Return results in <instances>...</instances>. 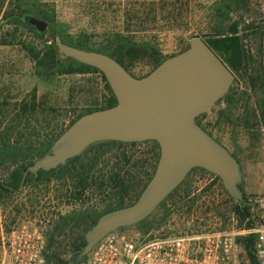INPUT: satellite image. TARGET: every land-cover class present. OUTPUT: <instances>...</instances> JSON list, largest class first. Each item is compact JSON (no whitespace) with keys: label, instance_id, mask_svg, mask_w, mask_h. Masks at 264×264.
Instances as JSON below:
<instances>
[{"label":"rangeland","instance_id":"rangeland-1","mask_svg":"<svg viewBox=\"0 0 264 264\" xmlns=\"http://www.w3.org/2000/svg\"><path fill=\"white\" fill-rule=\"evenodd\" d=\"M28 1L38 2L43 9L54 8L56 21L48 23L43 36L19 27L12 43L0 45V99L18 100L35 88L39 104L57 111L55 124L58 125H66L88 109L106 106L111 94L97 72L55 74L50 78L37 74L35 61L25 51L24 44L41 49L52 41V30L63 29L67 40L72 41H83L88 37H84L83 32L90 33L88 41L98 48L104 40L103 34L97 31L132 25V28L137 27L138 41L148 39L163 57H168L185 49L192 36L208 34L217 24L224 26L236 20L241 27L247 23L256 27L258 34H249L244 42L253 59L246 68L234 72L228 92L210 113L200 114L196 121L238 160L242 174L240 187L250 205V219L253 226L264 222V0ZM226 4L233 9L230 20L220 16ZM7 29L13 34L12 26H0V39ZM135 64L132 72L136 76L151 69L145 58L137 59ZM257 71L262 74V85L253 83ZM101 150L107 152L103 156L97 154V149L81 153L63 169L55 168L37 180L24 182L17 191L0 194V261L4 255L3 241L9 231L25 225L43 231L46 264H60V259H71V264H76L71 244L74 237L84 234L85 228L65 224L64 218L86 211L87 220L91 221L107 210L130 205L136 200L142 189L135 182L124 193L115 192L117 189L107 182L112 163L105 157L113 155L116 148L108 146L100 149V153ZM153 150L151 144H137L118 148V153L132 154L133 159L145 155L151 158ZM155 150L159 155V148ZM81 165L89 169L83 177H87L83 190L78 185L82 177L77 175L83 173ZM99 182L102 183L100 187ZM235 203L219 177L193 168L147 218L119 231L158 237L203 236L228 231L236 233L238 239L242 237L238 233L245 227L234 213ZM241 247L237 264H250L242 243Z\"/></svg>","mask_w":264,"mask_h":264},{"label":"water","instance_id":"water-1","mask_svg":"<svg viewBox=\"0 0 264 264\" xmlns=\"http://www.w3.org/2000/svg\"><path fill=\"white\" fill-rule=\"evenodd\" d=\"M26 22L39 33L48 27L45 19L33 15ZM209 36H192L185 49L166 57L142 76L132 75L106 53L72 46L60 36L54 37L62 56L103 74L116 102L76 118L47 152L27 166L19 188L27 173L63 165L96 142L155 141L159 148L154 171L136 200L96 219L83 234L84 245L72 253L75 262H81L107 234L147 218L193 168L213 173L235 202H244L239 162L196 121L200 114L212 111L235 78L206 42Z\"/></svg>","mask_w":264,"mask_h":264},{"label":"trees","instance_id":"trees-1","mask_svg":"<svg viewBox=\"0 0 264 264\" xmlns=\"http://www.w3.org/2000/svg\"><path fill=\"white\" fill-rule=\"evenodd\" d=\"M226 6L227 7L220 12V16L226 17L227 20L229 18L230 20V14L233 9L229 4H226ZM216 9L218 10V7ZM31 15L43 18L48 21V23H54L56 21V11L52 7L43 9L38 2L34 3L28 0H0V26H12L14 30L13 34L9 33L8 29L4 32L3 37L0 39V45L12 43V38L13 36L15 37V32L19 27L28 28L35 35L43 36L44 32H37L26 22V18ZM131 26H126L123 29L97 31V34H103L104 40L98 45V48H95V46L88 41L90 33L83 32L84 37L88 36L83 41H72L67 40L63 29H58L57 31L52 30V41L44 45L41 49H38L32 44H23L25 51L35 61L36 67L38 68L37 74H40L42 78H50L55 74H70L84 71L99 73L105 81L106 88L111 94L107 105L97 108L102 109L110 107L116 102L103 74L94 67L62 56L57 49L54 37L60 36L63 42L72 46L106 53L115 58L129 73L136 76L132 70L136 66L135 62L137 59L145 58L146 63L149 64L152 69L166 57H163L161 52L155 48L148 39L144 38L138 41L136 39V32H138L136 29L137 27L132 28ZM258 32L256 27L252 26L251 23L244 24V26L241 27L238 21L231 20L224 26L222 24H217L213 27L208 33V35L211 36L206 38V42L233 72L238 73L241 68H246L249 65L250 59H253L250 48L248 49L245 47L246 44L244 42L250 36L249 34L257 35ZM255 74L256 77L253 78V83L256 81V83L262 85V74L259 71L255 72ZM92 110L96 109H88L84 113ZM82 114L83 113H78L76 117L71 119L66 125L55 124V120L58 116L57 111L53 107H43L39 104L35 88L31 90L30 94L28 93V95L18 100L9 101L7 99H0V170L3 172L0 174V194L2 195L4 192L9 191H17L23 172L27 166L32 164L36 156H40L46 152L56 137ZM137 144H151L152 150L154 147V155H152L151 158L147 155L139 156L137 159H133L132 154L126 155L125 153H120L119 155L118 148ZM108 146H114L116 148V152L113 153V155L105 157L107 162L112 163L108 170L107 182L110 183L114 189H117L114 191L117 193H124L134 182L143 189L150 179L157 162L158 151L155 150V148L158 149L157 143L155 141H100L90 145L82 154L84 155L91 150L97 149V154L103 156V153L105 154L107 150H101L102 153H100L99 150L105 149ZM79 156L80 155L67 160L65 164L59 165L57 168L63 169L78 159ZM95 157H97L96 153ZM93 164H95V161ZM91 167H93V165H91ZM91 167L89 166V168ZM80 169L83 173L77 174L78 177H82L78 185L83 190L87 185V177H83L87 176L89 169H86V171L82 165ZM130 170H134V172ZM125 171L126 175H124ZM42 172L43 171H39V175ZM121 172H123V175H121ZM27 181H29V177H26L24 180V182ZM101 184L102 183L99 182V187ZM240 189L242 190L241 187ZM242 193L244 202L235 203L233 208L239 223L244 224V227L248 228L253 226V222L250 219V205L243 191ZM87 214L86 211H80L68 215L66 217L69 218H64L66 220L65 222H67L65 224L73 225V227L82 226L86 231L101 215L88 221ZM238 239L243 244L249 256L250 264H257L250 249L253 236L247 238L240 237ZM84 243L83 234L74 237L71 244V253L77 251ZM84 258H86V256ZM67 262V260L63 261L60 259V264H67Z\"/></svg>","mask_w":264,"mask_h":264},{"label":"built area","instance_id":"built-area-1","mask_svg":"<svg viewBox=\"0 0 264 264\" xmlns=\"http://www.w3.org/2000/svg\"><path fill=\"white\" fill-rule=\"evenodd\" d=\"M253 236L251 253L264 264V222L243 228ZM236 233L215 231L203 236H150L124 234L119 229L101 238L76 264H237L241 242ZM45 235L36 227L12 228L3 241L0 264H46Z\"/></svg>","mask_w":264,"mask_h":264},{"label":"flooded vegetation","instance_id":"flooded-vegetation-1","mask_svg":"<svg viewBox=\"0 0 264 264\" xmlns=\"http://www.w3.org/2000/svg\"><path fill=\"white\" fill-rule=\"evenodd\" d=\"M53 169H55V168H53ZM53 169H50V170H39V171H43L40 175H39V171L36 174H33V173L29 172V173L26 174V177H29V181H34V180L39 179L42 174H45V173L53 171Z\"/></svg>","mask_w":264,"mask_h":264},{"label":"crops","instance_id":"crops-1","mask_svg":"<svg viewBox=\"0 0 264 264\" xmlns=\"http://www.w3.org/2000/svg\"><path fill=\"white\" fill-rule=\"evenodd\" d=\"M220 143V142H219ZM223 145V144H222Z\"/></svg>","mask_w":264,"mask_h":264}]
</instances>
